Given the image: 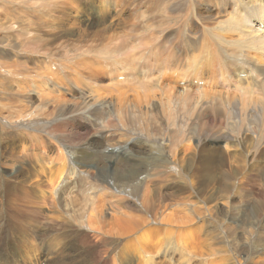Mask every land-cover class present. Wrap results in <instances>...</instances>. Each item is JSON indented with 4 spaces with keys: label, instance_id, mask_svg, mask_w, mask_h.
<instances>
[{
    "label": "rangeland",
    "instance_id": "374dc122",
    "mask_svg": "<svg viewBox=\"0 0 264 264\" xmlns=\"http://www.w3.org/2000/svg\"><path fill=\"white\" fill-rule=\"evenodd\" d=\"M194 1L0 0V264H8L5 257L15 258V264H264V159L248 157L250 149V153L256 148L264 153V134L257 141V134L247 131L249 120L242 122L241 113L250 104L244 106L237 98L235 101L234 88L230 90L229 102L233 105L230 103L229 107L235 116L226 117L227 111H220L214 129H210L213 122L207 127L197 120L202 119L199 111L214 108L212 104L217 99L212 100L210 94L216 91H205L204 97H190L183 114L180 108L174 114L172 106L163 101L159 106L157 99L151 97L137 105L139 100L131 99L130 94L129 100L137 105L132 107L135 112H130L146 120L142 127L116 124V98L106 97L93 101L99 110H105L110 127H106L105 119L95 121L89 114L83 120L90 123L89 131L78 129V125L66 129L55 122L58 111L64 116L67 112H83L88 89L99 91L111 84L112 80L103 74L102 64L98 65L107 50L114 51L109 49L111 43L103 40L104 35L115 33L136 52H161L159 46L165 41L161 38L165 34L159 35L172 32L166 45L172 44L173 49L177 45L190 59L200 55L203 48L209 55L223 53L226 47L235 48L236 32L228 33L224 28L226 34L214 27L236 15L245 18L249 8L258 4L252 0H225L231 7H221L219 0ZM49 6L56 8L51 10ZM239 6L243 10L239 11ZM200 28L202 33H197ZM98 31H103L99 33L100 40L94 38ZM199 36L207 41L199 42ZM240 50L246 49L237 52ZM147 58L146 53L140 60L154 63L147 62ZM107 62L112 68L110 74L119 69ZM200 64L192 65L191 61L189 70L202 73L218 66L213 61L212 67L203 69ZM85 78L83 88L78 81ZM132 79L130 75L126 79L118 76L116 80ZM154 80L170 89L169 101L175 105L178 102L174 94L190 95V90L177 89L174 83L167 85L158 79L151 82ZM192 81L193 78L192 87H201ZM183 86L184 82L178 84L179 88ZM253 91V99L264 98V89ZM194 105L199 108L194 109ZM251 111L253 120L262 122L257 110ZM112 114L114 117H110ZM99 117L103 115L98 114ZM184 118L188 119L186 123L189 121L188 135L169 139L171 127ZM130 128L133 131L129 133ZM155 128L166 129L162 139L155 141L152 137ZM102 130L109 139L107 151H117L136 134L144 136H140L141 144L133 145L131 149L135 150L126 155L128 162L122 161L121 168H113V172L106 162L108 158L100 152L96 156L86 150L94 158L87 165H75L78 156L86 153L80 151L81 144ZM222 135L220 142L217 139ZM243 135L246 136L242 138ZM201 143L202 157L207 159H201L200 164L195 160L192 165L194 150ZM118 153L113 152V156ZM236 156L244 160H235ZM206 160H211L210 175L201 172ZM62 166L65 171L57 175ZM182 169H188L190 176L184 175ZM24 251H28L27 256Z\"/></svg>",
    "mask_w": 264,
    "mask_h": 264
},
{
    "label": "bare ground",
    "instance_id": "6f19581e",
    "mask_svg": "<svg viewBox=\"0 0 264 264\" xmlns=\"http://www.w3.org/2000/svg\"><path fill=\"white\" fill-rule=\"evenodd\" d=\"M165 1H167V0H165ZM252 1L255 2V3L258 2V4L256 5L257 7L256 8H249V11H248L247 16L245 18H242L240 16L237 17V15H236L234 17H231V19L229 18V19L225 20L224 22L218 23V25L216 27H214V28H216V31H217V29H218V31H222V33L225 31L226 34H227V32L231 33V31L236 32L235 34L237 35V37L236 36L235 37L238 39V42L236 41L237 44L235 43V48L234 49H232V48L231 49H226V48H228V47H226V48H224L222 50L223 53L217 52L218 54H216V52H215V53H212L211 55H209L208 51L203 48L204 51H201L200 55L197 54V57H193L192 59H190L189 57H187V54L185 55V52H182L179 49V47L177 45H174L175 48H177V49H173L172 44H170L169 47L166 45L167 38L172 35V32H170L171 35L169 34V32H166V33L164 32V33L159 35V37H160L161 35L165 34L163 37H161L163 39L165 38V41H163V43L159 46V49H160L161 52L154 51L153 49L149 50L148 52L147 51L136 52V51H133L132 49H130L129 46H127V44H125V42L123 40H121L115 33L114 34L109 33L108 36L104 35L105 37L103 36V40H106L107 44L111 43V47L112 48H109V49L114 50V51H108L107 50L108 54L105 55L103 60L101 58L102 61H100V63L98 62L99 63L98 65L102 64L101 67H102L103 74L108 76V80H110V79L112 80L111 84L109 85V87L107 89H103V90H99V91L92 90L91 88H93V87L88 89L87 90L88 94H86V95L84 94V97H85L83 99L84 110L81 113L67 112L68 114L66 116H64V115L59 114V111L57 110L58 111L57 112V118L58 119L55 122L59 126L64 127L66 129L75 128L76 125H78V129L83 130V131H89V127H87V126L90 123L87 122V121L86 122L83 121L84 117L89 114L90 116L94 117L93 120H95V121L97 119H105L106 120V127H110L111 123L107 120L108 117L105 118V115H106L105 110H103V109L99 110V108H97V107H99L97 102L93 101V98L103 99V98L106 97V98H116L115 101H117V102H114V105L116 106L114 109H115V111L117 112V115H118L117 118H116V124H119L120 122H125V123L130 124L131 126H133V124H134V125H138V126L142 127L144 125L146 126V120H144L143 118L139 117L140 114L133 115V113L135 111L132 110V109L133 108L135 109L138 104H140L141 102L145 101L147 97H151V98H153V100L157 99V102L159 103V106L162 103V101L164 102L165 105H167L169 107L172 106V108L174 110V114L179 111V110L177 111V108H180L181 111H182V114H183L184 112H186V111L183 110V108L189 106V104L185 105V102L190 97H194V96L204 97V96H207L206 95L207 92H205V91H216V92H213V94H210L212 100H216L217 99V101H213L212 105H213L214 108H210V110H208V111H199L198 114L200 112H202L201 113L202 114L201 115L202 119H198L197 121H199L201 123L202 122L205 123V125L207 127L213 122L212 125L210 126V129H214V127H216V125H217L216 119H218V114L220 113V111L226 110L227 111V116L226 117H228V114H230V117H232L234 115V113H231V109L229 107L231 102H229V100H231L232 98L233 99L237 98L239 101L241 100V102H242V104L244 106L246 104L247 105L250 104V105L244 107V111L241 110V111H243L241 113V119L243 120L242 122H245V123H246V120H249V122H248V127L249 128H247V131L251 130L253 134H255V135L257 134L256 137L254 135L255 139L257 141H261L262 138H263V134H264V124L262 125V123L264 122V98L258 97L257 99H253V97L251 96L250 92H254L253 90L256 89V88H259V91L264 89V0H252ZM47 2H48V0H47ZM183 2H180V3L184 4ZM190 2H191V0H190ZM218 2H219L218 4H220L221 7H226L227 5L231 7V4L226 3L225 0H219ZM233 2H234V0H233ZM186 3H188V2H186ZM192 3H193V0H192ZM200 3H201V1H200ZM161 5H163V4H161ZM194 6H195V4H194ZM54 7L56 8V6H53V8ZM53 8L50 7L49 9L52 10ZM39 9H41V8H39ZM193 9H195V8H193ZM220 10H218V11H220ZM238 10L239 11L243 10V7L239 6ZM182 11L185 12V10H183V9H182ZM45 13H44V15H45ZM169 13H166V14L169 15ZM189 13H190L189 15L191 16V14H192L191 11ZM175 14H177V13H175ZM195 14L197 15V12ZM219 15H220V13H219ZM261 15H263V19L262 20H261V18H262ZM206 18L205 19L203 18V19L206 20ZM232 18H234L233 20H238L239 19V21H235L234 22L232 20ZM158 19H160V18H158ZM164 19L166 20L165 17H164ZM171 19H173V17ZM160 20H158V21H160ZM177 20L179 21V19H177ZM183 20H186V19H183ZM189 20H190V18H189ZM168 21H170V20H168ZM247 21H249L248 24H247ZM173 22H175V21H173ZM168 23H165V25L168 24ZM175 24H176V22H175ZM147 25H149V24L147 23ZM197 25H199V24L195 23V26H197ZM159 26H163V25H159ZM200 27H202V26H200ZM224 28H226V30L228 29V31L226 32V30ZM166 29H168V28H166ZM137 30H139V29H137ZM176 30H175V32H176ZM178 30H179V28H178ZM189 30H191V29L189 28ZM101 32H103V31L95 32L94 38H97V39L100 40L99 33H101ZM197 33H202L201 32V28L197 31ZM178 36H179V33H178ZM161 38L157 39L155 42L157 43ZM197 39L201 43L207 41V39L204 36H199V38H197ZM226 40H228V38ZM153 42H154V40H153ZM231 42L232 41H230V43ZM113 43H115L114 44L115 47L113 46ZM122 43H124V44L122 45ZM219 43L221 44V42H219ZM210 45H211V43H210ZM225 45H227V43ZM240 48L246 49V50H244V51L240 50L239 52H237ZM186 50H187V48H186ZM250 51H253V52L249 53ZM146 53H147V57H148L147 58L148 59L147 62H154V63H144L145 60L144 61L140 60L141 56L146 54ZM151 56H152V58H151ZM243 56L244 57L248 56V57H250V59H253V60H249L247 58H243ZM89 57H91V56H89ZM107 61L112 62L113 64H115V66H118L119 69H114L113 74H110L112 68L109 66ZM156 61H158V62H156ZM191 61H192V65L195 62V65H197V66H198V64L203 63L202 64L203 65V69L212 67L211 64L213 63V61H214V64L218 65V66H216V68L213 69V70L209 69V70H206V71H204L202 73H194V70H189V63ZM198 61H201V62L199 63ZM89 62H90V64H92L91 60ZM96 65H95V67H97ZM104 69H106V70L104 71ZM157 69H160V72L156 73L155 71ZM142 70H146L144 75L140 74V71L142 72ZM171 73H173V76H171ZM156 74H158V75H156ZM130 75L133 76L132 82L116 80L118 78V76H123V78L126 79L127 76H130ZM164 76L167 79H164L163 78ZM175 77H180V79L175 80L174 79ZM99 78H102V76H99ZM192 78H193L192 84H193L194 81H196V84L199 83L201 85V87H199V86L192 87L191 86V79ZM153 79H158L160 81L166 82L167 85H168V83H174L173 87H175L177 89H188V90H190V95L185 93V92L180 93V94H176V95L174 94V98L178 102V104L175 105V103L169 101V97H170V94H171L170 89L169 88H164V86H162L160 84V82H158L157 80H154L155 83H152L151 80H153ZM82 80L86 81V78L79 80L78 83L80 84V86L82 85V87L85 88L86 87L85 81H82ZM88 80H89V77H88ZM146 80H149L150 82H146ZM180 82H184V86L182 88L178 87V84ZM258 82H259L260 86H262V87H260L257 84ZM76 83H77V81H76ZM83 84H84V86H83ZM233 88H234L235 94H233V97L230 99L229 96L232 94V92L230 94V90L232 91ZM191 90L192 91H204V92L196 93V92H191ZM141 91H142V94H141ZM155 91H157L159 94L155 95ZM130 94H131L132 98L129 96ZM244 95H247V97H244ZM223 97H228V98H223ZM129 98L134 99L136 101L138 99L139 101L137 102V105L133 106V104H132L133 101L131 100L132 101L131 102L129 100ZM163 98H165L166 100L163 99ZM232 101H234V100H232ZM235 101H236V99H235ZM183 102H184V104H182ZM217 104L219 106H216ZM226 104H227V106H226ZM151 107H153V106H151ZM228 107H229V109H227ZM193 108L195 109V108H199V107L197 105H194ZM251 108H254L255 110H257V112L261 116V121L262 122H260V120H259V122H258V120H253L254 116L252 115ZM203 109L207 110V108H203ZM237 109H239V107ZM246 110H249V111L247 112ZM130 111L133 112V113H131ZM223 111L221 112L222 114L225 113ZM138 112H140V111H138ZM206 112L210 113L211 117L206 115L207 114ZM232 112H233V110H232ZM64 113H66V112H64ZM98 114L103 115V117L102 118H100V117L98 118ZM111 116L114 117L113 114L110 115V117ZM176 116L177 115H175V117ZM224 116H225V114H224ZM185 120H188V119L184 118L178 124L176 123L175 125H173L171 127L173 129H172V134H169V139L170 138H176V140H178L180 138L179 136L184 135V137H185L186 135H188L189 129H190L189 126H188L189 125V123H188L189 121L186 123ZM218 121H220V120H218ZM148 124H149V122H148ZM223 124H224V122H223ZM225 126H227V125H225ZM199 127H200V124H199ZM128 128L129 127H127L126 130ZM161 130L162 131H157V128H155L153 130L151 135H152V137L154 138L155 141H156V139H162L163 136H165V135L162 134V132L164 130H166V129L161 128ZM256 130H258V131H256ZM121 131L125 132V130H121ZM132 131H131V128H130V131H128V132L130 133ZM100 132H101V134H99L97 136H89L85 140V142L83 144H81L80 151L81 150H85V151L87 150V151L92 152L91 153L92 155L93 154L94 155L97 154L96 156H98V153L100 152L102 157H105L106 159L107 158L109 159V160L107 159L106 162H107V164L109 166L112 167L111 168L112 169L111 172H113V168H114V170H117V169L121 168L122 161L125 162V163L128 162V157L126 155L129 152H131V150L132 151L135 150V149L134 150L131 149L133 145L136 146V144H141L140 143L141 142L140 141V136H144L143 133L142 134H140V133L136 134L132 138L129 139L130 142H128L126 145L118 146L117 148H119V149L117 151H115L114 148H112V150H110V151H107V148L105 146H106V144H107L109 139L107 138L106 135L103 134V130L100 131ZM190 132H192V131H190ZM202 132H203V129H202ZM203 134H204V132H203ZM239 135H240V132H237V136H239ZM244 136H246V135H243L242 138ZM177 137H178V139H177ZM184 137H182V138H184ZM223 138H224V136L222 135V137L219 136L217 140L221 142ZM135 139H137L138 141H136ZM134 140L136 142H133ZM263 143H264V141H263ZM257 145H258V143H257ZM202 146L204 147V145L201 143L199 146H197V148H200V150H197V148H196V150H194V153L197 155V157H196L197 159L195 158V156H196L195 155L191 159V162L189 161L190 163H192V165L194 164L195 160H197L198 164H200L201 163L200 162L201 159L202 160H204V158L207 159V157H205V155H203V157H202V154H203V150L201 149ZM238 146H239V143H238ZM247 146H249V144H247ZM235 147H237V144L235 145ZM251 147H254V144H253L252 141H251ZM259 149L256 148V150L254 149V152H251V153H250V151H251V149H250L249 153H248L249 154V156H248L249 159L251 158V160L262 161L264 159V156H262L264 153L259 151ZM87 151H86V153H81V155L78 156V160H75V162H74L75 165L76 164L87 165V163H89L92 160V158H94V157L88 156L87 155ZM106 152H108V155H105ZM113 152H119L118 156L114 157L113 156ZM209 153H211V152H209ZM205 154H207V152ZM125 156H126V160H123V158ZM208 156H210V155H208ZM248 157H246V158H248ZM43 158H44V156H43ZM214 158H217V157H214ZM234 159L235 160H244V157L240 158L239 156H236V157H234ZM44 160L47 161L45 158H44ZM210 161L211 160H206V161L202 162L203 166H202V168L200 167L203 170V171H201L202 173L206 172V174H208V172L210 171V168H211ZM60 162H63V161H60ZM63 164L66 165L65 163H63ZM189 164H187V166ZM213 164H215V162H213ZM60 171H65V167L64 166L60 167L59 173H57V175H62V173ZM182 172L184 173V175L190 176L188 169H184V170L182 169ZM208 175H210V174H208ZM109 177H111V174L109 175ZM233 177H234V175H233ZM55 182H56V180H55ZM110 184L112 186L114 185L115 187L119 188V186L116 183H111L110 182ZM64 187L65 186L63 185V188ZM60 189H62V187ZM43 198H44V196H43ZM36 199H38V197ZM55 244H56V242H55ZM2 250H3V248L0 247V252ZM33 251H35V249H33ZM37 254H39V253L37 252ZM27 255H28V251H24V256H27ZM0 257H2V256H0ZM5 258L6 259H4V261H6L8 264H15V263H13V262L16 261L15 258H9V257H5ZM36 264H38V263H36Z\"/></svg>",
    "mask_w": 264,
    "mask_h": 264
}]
</instances>
